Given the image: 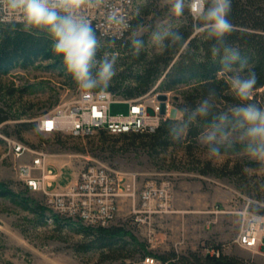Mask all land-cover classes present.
Masks as SVG:
<instances>
[{
	"label": "rangeland",
	"instance_id": "obj_1",
	"mask_svg": "<svg viewBox=\"0 0 264 264\" xmlns=\"http://www.w3.org/2000/svg\"><path fill=\"white\" fill-rule=\"evenodd\" d=\"M133 14V26L147 27L170 20L167 0H134ZM171 23L175 30L190 29L194 21L186 12ZM97 36L101 43L98 57L105 52L117 57L116 75L109 87L119 82L122 88L138 86V77L146 71L157 76L142 97L150 112L153 104H159L163 117L173 119L187 96L199 88L198 81L173 89L163 86L179 53L168 66L157 64L156 57L162 52L151 46L147 34L146 47L139 57L133 55L129 35L115 43ZM222 76L226 78L225 73ZM110 91L126 98L120 91ZM80 94L61 60L39 59L0 72V183L16 193L13 197L0 195V264H145L147 255L168 256L175 261L191 252L204 256L211 246L247 264H264V244L261 252L236 241L246 209L264 215V191L253 186L251 172H244L251 161L239 146L213 162L201 143L204 130L196 137L187 131L179 139L170 137L164 146L151 131L111 133L98 129L77 136L39 129L44 115ZM263 95V88L255 89L252 98L263 100ZM223 101L225 109L237 102ZM128 111L127 102L111 104L112 114ZM17 143L26 147L20 155L15 150ZM38 156L43 158V168L59 172L49 190L67 186L91 164L105 165L125 178H134L137 187L148 180L170 178L174 184L173 210L153 215L150 223H134V202L123 197L118 215L108 227L123 228L125 232L107 240L101 228L56 213L48 205L44 190H33L28 185L20 166L31 164ZM43 170L38 168L34 174L41 175Z\"/></svg>",
	"mask_w": 264,
	"mask_h": 264
},
{
	"label": "clouds",
	"instance_id": "obj_2",
	"mask_svg": "<svg viewBox=\"0 0 264 264\" xmlns=\"http://www.w3.org/2000/svg\"><path fill=\"white\" fill-rule=\"evenodd\" d=\"M168 23L133 26L118 9L110 7L106 21L114 28L115 38L129 33L133 55L139 57L146 47L144 35L160 52L182 48L185 37L173 28L172 19L189 13L193 29L213 41L211 54L219 57L226 84L236 103L217 111L219 92L215 87L196 105L177 109L168 126L173 139H179L197 121L207 120L201 143L210 161L217 162L239 146L251 161L244 172L252 173L254 187L264 191V104L252 101L259 76L247 68L240 50L226 40L234 30L229 19L232 0H167ZM109 7L108 0H0V20L19 23L26 32H43L51 40L53 54L61 58L68 74L85 95L97 91L103 96L116 75L117 57L107 52L98 57L101 48L92 20L85 8ZM115 43V40L112 41ZM155 131V129H153ZM249 223H264V216L253 217Z\"/></svg>",
	"mask_w": 264,
	"mask_h": 264
},
{
	"label": "built area",
	"instance_id": "obj_3",
	"mask_svg": "<svg viewBox=\"0 0 264 264\" xmlns=\"http://www.w3.org/2000/svg\"><path fill=\"white\" fill-rule=\"evenodd\" d=\"M109 7L85 8L87 15L97 30V34L108 40L115 38L114 28L106 21L110 7L118 9L128 21L134 25V0H108ZM10 24L0 20V26ZM17 25H21L16 23ZM143 95L136 98H120L110 90L101 96L97 91L90 95L81 92L80 96L58 106L54 111L44 115L39 123V129L47 133L66 131L73 135H88L98 129L111 133H127L151 131L157 129L163 117L159 104H153L150 112L149 104L142 100ZM114 101L129 103L127 114H112L111 104ZM26 147L17 143L15 150L20 155ZM42 168L41 175L34 171ZM20 172L33 190H44L48 205L59 215L77 219L89 227H108L116 219L119 212L120 199L130 197L134 202V223H150L155 214L168 213L173 210L174 184L170 178L161 181L148 180L137 187L136 179L125 178L119 172L100 164L84 167L67 186H57L49 190V186L57 181L59 173L48 167L43 168L42 156L35 157L31 164L20 166ZM243 225L236 239L241 246L261 251L264 244V223H249L253 217L264 216L261 213L246 209L243 213ZM262 252V251H261ZM207 253L219 256V247L211 246ZM145 264H172L157 256L147 255Z\"/></svg>",
	"mask_w": 264,
	"mask_h": 264
},
{
	"label": "trees",
	"instance_id": "obj_4",
	"mask_svg": "<svg viewBox=\"0 0 264 264\" xmlns=\"http://www.w3.org/2000/svg\"><path fill=\"white\" fill-rule=\"evenodd\" d=\"M229 19L234 25V30L230 36L226 37L228 43L240 50L242 57L247 60V68L254 70L258 76L256 89H264V0H232V10ZM185 37L186 46L162 52L156 57L157 64L168 66L174 55L179 53L178 61L168 71L163 86L166 89H173L179 84L199 82V88L195 93L187 96L184 106H195L202 99L210 87H215L219 92L217 100V111L226 110L222 107L223 100L236 102L228 90L226 78L219 62V57L211 54L213 41L208 40L203 35H197L192 28H180ZM184 43V45H185ZM51 40L43 32H26L22 25L6 24L0 26V72H8L20 65L33 64L39 59L61 60L53 54L51 50ZM182 50V51H181ZM160 68V67H159ZM157 76L151 72L138 77V86L121 87L120 82L108 90L120 91L126 98H136L148 92L151 82ZM122 88V89H121ZM252 101L264 104L258 96L251 98ZM172 119H164L159 127L154 131V137L159 144L167 146L170 135L168 126ZM207 120L201 119L194 123L187 134L192 137L198 136L206 127ZM0 195L13 197L16 193L5 183H0ZM107 240L121 235L123 228L103 227L100 229ZM125 232V231H124ZM218 247V246H217ZM174 257H177L175 255ZM163 261L169 260L172 264H247L241 258L220 253L219 256L198 255L191 252L188 255H180L178 259L172 261L168 256L159 255Z\"/></svg>",
	"mask_w": 264,
	"mask_h": 264
},
{
	"label": "crops",
	"instance_id": "obj_5",
	"mask_svg": "<svg viewBox=\"0 0 264 264\" xmlns=\"http://www.w3.org/2000/svg\"><path fill=\"white\" fill-rule=\"evenodd\" d=\"M59 173V172H58Z\"/></svg>",
	"mask_w": 264,
	"mask_h": 264
}]
</instances>
